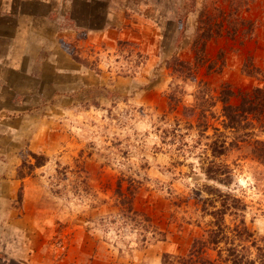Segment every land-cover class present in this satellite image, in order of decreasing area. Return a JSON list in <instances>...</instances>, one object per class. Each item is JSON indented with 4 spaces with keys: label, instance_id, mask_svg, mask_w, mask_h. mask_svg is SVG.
<instances>
[{
    "label": "rangeland",
    "instance_id": "rangeland-1",
    "mask_svg": "<svg viewBox=\"0 0 264 264\" xmlns=\"http://www.w3.org/2000/svg\"><path fill=\"white\" fill-rule=\"evenodd\" d=\"M10 2L0 264H201L224 194L247 206L228 207L229 230L243 217L264 237V158L253 154L264 130L245 142L223 110L231 90L264 85V0H50L41 18L8 16ZM19 30L29 73L15 78L4 64ZM203 44L198 75L181 71ZM223 132L238 148L217 158L219 182L206 170Z\"/></svg>",
    "mask_w": 264,
    "mask_h": 264
},
{
    "label": "trees",
    "instance_id": "trees-1",
    "mask_svg": "<svg viewBox=\"0 0 264 264\" xmlns=\"http://www.w3.org/2000/svg\"><path fill=\"white\" fill-rule=\"evenodd\" d=\"M197 53L198 60H195V62L192 60L182 62L180 66L183 70L181 71H186V73L188 72L194 76L198 75L204 63L205 44L197 50ZM199 57L201 58L199 59ZM233 96H240L241 102L239 104L233 103L231 100ZM223 104L226 131H230L234 135L240 134L239 138L243 137V141L246 142L259 136V133L264 130V85L254 87L251 92H241L239 94L231 90L230 96L224 98ZM250 118L252 120L250 125H243V121ZM255 120L257 123L254 122ZM221 136H224V140L218 139L211 144L215 160L208 165L206 173L211 178L224 182L220 177L221 170L227 166L220 163L217 158L228 155L232 149L238 147L234 145V142L228 141L225 132ZM256 143L257 148L253 150L254 156L264 158V141L257 140ZM223 196L222 206L225 209V212L221 211L222 219H224L223 223L220 226L207 229L202 236L203 238L199 240L201 245L195 250L201 264H264V237L258 238L256 232L249 227L243 217L240 220V225H237L233 231L229 230L230 228L225 222L227 209L230 207L235 209L233 213L240 216L239 211L245 212L246 204L241 198L234 195L224 194ZM212 250L217 253L215 257Z\"/></svg>",
    "mask_w": 264,
    "mask_h": 264
},
{
    "label": "crops",
    "instance_id": "crops-1",
    "mask_svg": "<svg viewBox=\"0 0 264 264\" xmlns=\"http://www.w3.org/2000/svg\"><path fill=\"white\" fill-rule=\"evenodd\" d=\"M23 3L30 4L34 6V11H26L23 12L22 8H16L18 7L15 3V1L10 2V13L8 16H11L12 14H18V17H43L49 13V5L50 0H22ZM15 4V5H14ZM24 32L19 30V32H16L14 35L13 42L11 44V49L8 56V62L4 64L5 66H8L9 73L13 74L16 77L26 75L29 73V71L25 68L27 65L26 59L28 57V51L29 46L27 43V40H25V37H23ZM14 82L12 80L8 81L7 77L5 76V73H0V97L5 96V92L8 90H13L14 88L12 85ZM10 85V86H9Z\"/></svg>",
    "mask_w": 264,
    "mask_h": 264
}]
</instances>
